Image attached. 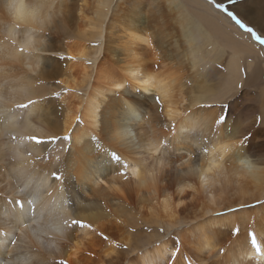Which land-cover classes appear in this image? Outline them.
Masks as SVG:
<instances>
[{
	"label": "bare ground",
	"instance_id": "6f19581e",
	"mask_svg": "<svg viewBox=\"0 0 264 264\" xmlns=\"http://www.w3.org/2000/svg\"><path fill=\"white\" fill-rule=\"evenodd\" d=\"M126 1L130 12L115 15L108 30L106 20L117 2L94 0L93 18L86 21L82 13L87 0H83L76 13L86 29L74 35L77 42L54 47L55 34L68 27L73 0H36L42 7L31 26L16 23L12 10L6 11L8 0H0V138H9L0 141V184H7L0 189V264H57L56 259H62V264H163L168 254L174 257L166 264H264V215L256 209L254 217L249 211H230L245 209L264 196V141L256 139L258 134L247 136L251 128L245 123L237 133L225 134L227 129L214 113L193 111L206 100L203 93L185 105L188 92L183 90L180 72L173 70L172 59L158 44L166 37L156 40L147 5ZM148 1L156 13L159 0ZM191 1L204 8L205 25L233 48L230 65L234 69L240 63L238 54L262 57L250 37L211 3ZM165 3L171 11L176 8L173 0ZM237 13L264 32V0H247ZM177 26L189 45L190 53L188 46L185 51L194 67V39L183 21ZM29 37L33 45L25 51ZM123 39L124 43L116 44ZM86 41L98 45L89 42V47ZM46 53L70 60L61 61L59 67L54 63L57 59L44 57ZM55 78L60 79L59 88L77 93L86 89L83 96H73L64 111L49 107L45 100L54 92L45 84ZM136 91L139 97L157 95L152 100L158 113L169 119L168 125H173L169 132L158 130L156 116L150 114L153 106L139 101ZM133 126L139 148L153 155L159 149L164 152L163 157L152 156L151 166L132 157L135 152L128 142ZM196 130L201 133L193 134ZM66 134L71 137L42 162V154L51 147L46 146L47 140ZM176 165L178 178L173 180ZM127 171L136 178L132 181L136 188L128 187ZM194 184L203 199L199 205L183 200ZM69 198L76 203L70 205ZM157 205L168 220H161ZM191 208L195 214L187 213ZM138 214L149 216L144 220L147 224L166 226L168 234L150 227L138 229L137 238L130 236H136L133 228L121 236L120 231ZM179 223L186 232L177 241L168 235ZM15 234L24 246L16 242L10 249ZM43 236L59 242L50 240L56 247L48 254L41 250ZM63 241L66 244L60 246ZM117 242L125 244L124 250Z\"/></svg>",
	"mask_w": 264,
	"mask_h": 264
},
{
	"label": "rangeland",
	"instance_id": "374dc122",
	"mask_svg": "<svg viewBox=\"0 0 264 264\" xmlns=\"http://www.w3.org/2000/svg\"><path fill=\"white\" fill-rule=\"evenodd\" d=\"M173 1L176 6L174 11L170 10L168 4L165 3V0H159V8L154 14L151 12L148 0H139V4L147 5V8L149 10V23L154 27L153 31L156 34V40L158 41V38L160 39V37L162 36L166 37L165 42L160 39V42H158V44H161L166 53L170 56V58L172 59L173 70L176 69L178 72H180L178 75H181L182 81L185 83H183V90L185 89L186 93L188 92L186 94L188 102H186L185 105L189 103V99L192 96L198 97L200 96V93H203L206 96V100L196 104L192 108L193 111H196V113L202 111L204 113H208L209 115L214 113L216 115V119L221 120L222 128L225 127V129H227V131L223 130L225 134L229 133L230 131H236L237 133L241 126L246 124L251 128L247 136H251V134H258L256 139L258 141H264V32H262V30L258 26L251 25L252 23L247 22L237 13V8H243L244 5L247 4V0H206L207 2L213 5V9L223 14L230 21H232V23L242 33L247 34L250 37L249 39L254 44H256V46L261 51L262 57L260 55L250 56L248 54L246 55L245 53L238 54L240 57V63L238 64L236 69H234L230 65V62H232V58L234 55L233 53H235L233 48L229 46L226 42H224V39H221L218 35H216L210 28L205 25V19L202 16L204 8L198 4L193 3L191 0ZM115 2L117 3L112 10L113 14L112 16L109 15L110 17H108V19L106 20L105 28H107L108 30L110 29L109 25L115 15H118L119 17L127 13V11L130 12L131 10L129 3H127L126 0H114V3ZM83 4V0H73V3L71 5V16L68 23V27L67 29L61 31V33L55 34L58 39L52 41V46L58 47L61 46L63 43H67L69 41H78V39H76L74 35L77 34L79 30L83 31L84 29H86V27L83 25L84 23L80 21L78 17L79 15L76 13L78 6H82ZM93 11L94 0H87L86 8L84 10V13H82V16L85 17L86 21L93 18ZM125 16L128 17L129 14H126ZM181 21L185 23L187 31L191 33V38L194 39L193 52L196 54L194 57V60L196 61L194 67L191 55H188L186 52L188 51L190 53L189 45L185 42V39L182 35V31L177 26V24H180ZM78 24L80 25L79 29H77ZM112 31H114V29ZM116 36L117 33L113 35L114 38ZM156 40L154 41L157 42ZM89 42L92 41H86L84 43H86L89 47L91 46V44L98 45V42H92L91 44H88ZM124 42L125 39H123L122 41L118 40L116 41V44L120 45ZM113 44L114 43L110 44V51H112L115 46ZM158 52L159 51H157V53ZM44 57L50 59H57L58 62L54 63H56L59 67L63 66L60 64L61 61L70 60L68 59V57H63L52 53H46ZM91 73V81L93 82L95 80L94 75L96 74V71L94 70ZM31 75L32 77L36 78L38 82H40L36 74ZM194 78H196V84L193 83ZM59 80L60 79L55 78L52 79L49 84H45V88L49 89V91H54L53 93L48 94L45 100L48 101L49 107L54 106L57 108V111H64V106L67 104V102H69L73 98V96H83L86 89H84L83 91H79L80 93H77L75 90H68L64 87L59 88V86L57 85L59 83ZM80 81L81 79L78 80V82ZM201 86H205L204 89L201 88ZM198 90H200L199 93ZM136 92V98L139 101H143L145 104L153 106V108L150 109V114L151 116H156L158 130H167L169 132L173 125H168L169 119L163 118L161 114L158 113L155 104L156 101L152 100L157 95L151 92L147 94L145 93V97H139L138 91ZM110 97L112 98L113 94H111L109 98ZM113 100L114 99L112 98L111 102H113ZM144 107L150 108L148 106ZM24 111H26V109ZM143 112L145 113V111H142V113ZM51 120L54 123L58 122L54 119V117H52ZM79 122L80 119H78V124L76 125L75 132L80 127ZM135 130L136 126L130 128V139L128 142L132 145L133 150L135 152L132 154V157L141 160L143 162V165L151 166L155 163V160L152 158V156L163 157L164 152L163 150L161 151V149H159V151L154 153L153 155V153L146 152L144 149L139 148L138 135L136 134ZM98 131L100 132L99 129ZM198 132L201 133V131L196 130L193 132V134H199ZM70 137L71 135L66 134L58 136L56 138H49L47 140L48 142L46 146L50 145L51 147H49V150H47L45 154H42V162H47L51 157V152L57 147V145L62 144V142H66ZM242 138L243 137H241V140L247 142L245 141L248 140L245 139L246 137H244L243 139ZM8 139V137H2L0 138V141ZM65 146L66 149L64 156H67L70 146L69 141ZM262 159L264 163V152ZM261 167L264 168V164H262ZM176 169L177 165L174 166L171 172L173 180L175 178H178V172ZM127 173L128 175H130V178L128 177L127 180H125L128 183V187L136 188L135 184H132V181H136V178L132 176L131 171H127ZM6 185V183L0 184V189L5 188ZM101 185L104 189H108V186L105 183L101 182ZM193 186L194 190H187L184 194L183 200H185V203L192 202L194 205H199L203 201V199L199 195V190L197 186L195 184ZM175 190L174 195L177 196ZM0 196L2 195L0 194ZM68 202L70 203V205H72L76 203V200H72L71 198H69ZM248 207H246L245 209H239L238 207H234L230 211H233L236 214L241 211H249V216L254 217L253 214L255 213H253V209H256L255 212H258V214L260 215H264V196L262 199L250 203ZM195 212L196 210L193 211L191 208L187 213L195 214ZM143 213H145L146 215L149 214L148 211H145ZM156 213L159 214V216L162 218L161 220L163 221H166L169 218L168 216H166V212H164L158 205ZM146 215L143 216L138 214V216H134L135 220L127 223V226H125V228L120 231V235H129L127 233V229L133 228L136 230V236H130L132 238H137L138 229H142L143 231H145V229H150V227L158 228L162 233L168 234L166 232L168 229L162 224L153 225L152 223H145L144 220L149 218V216L146 217ZM239 218L241 219L240 215L237 216V219ZM185 230L186 226L182 227L179 223L174 226L171 231H169L170 233L168 236L178 241L180 236L179 234H181V236L184 235L186 232ZM18 237L19 234H15V236L11 237V241L9 242L10 249L14 247ZM120 237L118 238V240H120ZM52 238L55 239L58 245V239L54 238L53 236L40 237L39 241L41 245V250H45V254H48L49 252L55 250L54 248L56 247V244H53L52 246L49 244L54 241ZM18 242L17 245L22 247L24 246L22 243ZM117 243L119 245L118 248L120 250H124L125 244L121 242ZM64 244H66V242H60V246ZM173 257V254H168L166 257V261L163 264L169 262V260H171ZM56 260L59 261L57 264L63 263L62 259Z\"/></svg>",
	"mask_w": 264,
	"mask_h": 264
},
{
	"label": "clouds",
	"instance_id": "9594fccd",
	"mask_svg": "<svg viewBox=\"0 0 264 264\" xmlns=\"http://www.w3.org/2000/svg\"><path fill=\"white\" fill-rule=\"evenodd\" d=\"M41 5L36 0H8L7 9H11L15 15V22L18 24H28L31 26L33 18H38L41 11ZM39 30V29H38ZM14 35V34H13ZM33 39L29 37L25 43V51L31 49Z\"/></svg>",
	"mask_w": 264,
	"mask_h": 264
}]
</instances>
